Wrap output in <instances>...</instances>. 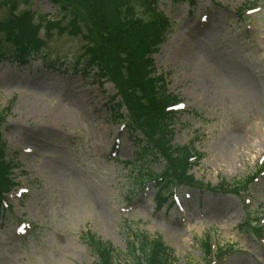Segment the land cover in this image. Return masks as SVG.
Returning a JSON list of instances; mask_svg holds the SVG:
<instances>
[{
    "label": "rangeland",
    "instance_id": "374dc122",
    "mask_svg": "<svg viewBox=\"0 0 264 264\" xmlns=\"http://www.w3.org/2000/svg\"><path fill=\"white\" fill-rule=\"evenodd\" d=\"M156 6L170 22L159 43L149 42L150 82L183 109L166 144L192 153L185 167L192 189H177L172 205L158 200L137 141L110 120L112 98L122 96L115 81L101 86L65 66L46 67L86 54L89 28L82 24L76 36L41 26L42 59L0 62V110L11 109L2 133L17 184L0 218V264H99L87 234L121 264L143 261L135 254L142 236L171 249L173 264H207V257L264 264V0ZM10 8L0 9V21L27 6ZM30 9L57 12L47 0ZM71 96L83 106L71 105ZM37 105L42 111L29 114ZM60 107L63 120L52 116ZM235 248L231 256L223 251Z\"/></svg>",
    "mask_w": 264,
    "mask_h": 264
},
{
    "label": "trees",
    "instance_id": "16d2710c",
    "mask_svg": "<svg viewBox=\"0 0 264 264\" xmlns=\"http://www.w3.org/2000/svg\"><path fill=\"white\" fill-rule=\"evenodd\" d=\"M34 1L0 0V9L11 6L10 9L18 12L19 7L27 6L20 15L12 11L0 21V62L11 60L24 66L31 60L42 59L45 46L38 39L41 26L57 28L76 36L83 35L82 24L87 26L90 36H84L91 44L86 54L77 58L73 67L93 78L97 84L117 83L124 101L112 98L110 120L114 124L124 123L128 126L130 135L137 141L134 143L137 158L145 171H149V177H157L158 180L167 177L157 184V197L161 203L169 201L172 188L187 181L185 167L191 154L178 147L163 150L168 147L169 129L176 119L167 111L175 98L167 95L163 85L158 87L150 82L152 61L148 55L153 50L149 42L159 43L169 25L168 18L156 9L157 0H47L57 10L54 15L34 14L30 9ZM194 1L172 0L174 4L190 5ZM140 11L146 14L145 18L139 15ZM37 19L38 25L34 22ZM4 45L10 47L7 53ZM62 63L70 65L68 62ZM48 64L56 68L55 63ZM124 105L130 112L128 116L122 111ZM8 111L0 110V126L6 121ZM1 134L0 129V200L12 185L2 161L7 143ZM159 164L163 165L162 170L153 173V167ZM84 241L93 253L100 256L99 264H111L109 254L117 253L115 250L103 246L92 235L87 234ZM138 241L143 261L136 264H173L171 252L160 241H150L143 236ZM128 254L131 260L135 258L132 246L128 247Z\"/></svg>",
    "mask_w": 264,
    "mask_h": 264
},
{
    "label": "bare ground",
    "instance_id": "6f19581e",
    "mask_svg": "<svg viewBox=\"0 0 264 264\" xmlns=\"http://www.w3.org/2000/svg\"><path fill=\"white\" fill-rule=\"evenodd\" d=\"M209 25H210V21H209ZM195 36L197 35L196 33L194 34ZM71 99H70V103H71V105H81V106H83V103L84 102H82L83 101V98L81 97V98H78V97H70ZM79 105V106H80ZM29 111V114H37V113H39V112H41L42 111V109H41V107H39L38 105L37 106H35L34 107V109L32 108L31 110H28ZM53 117H55V118H59V119H61V120H63V119H65L66 118V114L64 113V111H63V108L62 107H60L59 109H57V111H55V113L52 115ZM57 118V119H58ZM102 130V129H101ZM101 130H98L97 131V134H98V136L101 138V136H102V134H103V132L101 131ZM230 153H232L231 154V157H230V163L229 164H231V163H234V161H232V156L234 155L233 154V151H230ZM232 204V207L234 206L235 207V204L234 203H231Z\"/></svg>",
    "mask_w": 264,
    "mask_h": 264
}]
</instances>
